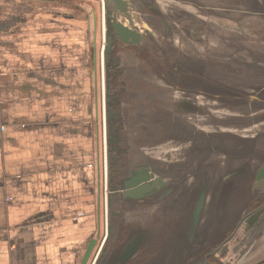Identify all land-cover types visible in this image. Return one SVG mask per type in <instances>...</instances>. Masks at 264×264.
<instances>
[{"label": "flooded vegetation", "instance_id": "1", "mask_svg": "<svg viewBox=\"0 0 264 264\" xmlns=\"http://www.w3.org/2000/svg\"><path fill=\"white\" fill-rule=\"evenodd\" d=\"M143 1L128 15L105 12L102 0L91 13L82 4L65 7L67 18L82 17L94 31L108 23L139 34L125 43L111 32L105 59L95 32L90 50L98 201L87 264H241L264 234V212L253 221L264 206V183L253 186L264 159L249 181L246 212L238 217L232 206L231 220L238 218L228 230L230 219L205 215L204 162L210 153L241 161L239 141L246 156L264 152V0ZM217 11L226 17L216 19ZM230 138L239 142L231 149Z\"/></svg>", "mask_w": 264, "mask_h": 264}, {"label": "crops", "instance_id": "2", "mask_svg": "<svg viewBox=\"0 0 264 264\" xmlns=\"http://www.w3.org/2000/svg\"><path fill=\"white\" fill-rule=\"evenodd\" d=\"M67 11L0 0V264H79L95 229V31Z\"/></svg>", "mask_w": 264, "mask_h": 264}, {"label": "rangeland", "instance_id": "3", "mask_svg": "<svg viewBox=\"0 0 264 264\" xmlns=\"http://www.w3.org/2000/svg\"><path fill=\"white\" fill-rule=\"evenodd\" d=\"M67 1H70L71 4L66 3L64 4V7L69 8V6L71 7L73 3L82 4L83 6H85L86 11L89 13H91L92 11V8H91L92 6L95 5L97 8L101 7V4H100L101 0H67ZM190 1L191 0H186L185 2L190 3ZM199 1L201 5H205V3L207 2V0H199ZM53 5L58 6L59 4H57L56 2H53ZM70 12L72 13V10H70ZM217 13L218 14H214L216 16V19H221V18L226 17L219 11H217ZM79 18L81 19L82 17H79ZM233 18H234V15H233ZM95 32H96V38H97V53L101 54L100 52L101 47L104 45V42L101 37V32H103V28H101L100 30V27H99L97 31ZM90 37L92 38V35ZM88 40H89V37H88ZM91 48L92 46L89 45L87 47V50L90 51ZM198 82L200 83V86H202L203 83H206V81L203 79L201 80L198 79ZM204 87H207V86L204 85ZM214 91L218 93H221V92L223 93L225 92L224 86L219 85L218 90L214 88ZM239 142L240 144L242 143V147L237 154L240 157L241 161H235L231 159L227 161L224 157H220L219 155L216 156L215 154L210 153L208 154L207 161L204 162V167L206 168L205 170H207V168L209 169V171H207L208 176H209L208 177L209 190H208V198H207V203H206L205 215L208 211H210L211 214L214 212L213 214L217 215L216 216L217 222L219 220L226 219V218H228V220L229 219L231 220L230 211L232 209V206L234 205H237L240 208L238 217H240L246 212V209L249 206V198L252 194L251 189L248 185L249 181L252 179L253 172L256 170V167L258 166L260 161L264 159V152H261V157H258V158L256 154H254L252 158L250 157V155L246 156L248 154V148L244 149L243 148L244 143L242 141H239ZM239 142H236L233 140V138H230V141L228 142V144H230L229 145L230 149L238 145ZM243 155L245 158L243 157ZM247 159L249 160L255 159V160L249 161ZM249 166L254 168L251 172H250V169H246ZM237 168L243 169V170L240 173H237L236 175L230 176L231 173ZM186 189H188V186L183 187L181 190L185 191ZM236 219L233 218V220L230 221L229 226H227L225 230L230 229V227H232L231 224Z\"/></svg>", "mask_w": 264, "mask_h": 264}, {"label": "water", "instance_id": "4", "mask_svg": "<svg viewBox=\"0 0 264 264\" xmlns=\"http://www.w3.org/2000/svg\"><path fill=\"white\" fill-rule=\"evenodd\" d=\"M105 6V12L107 10V8H109L110 10H115L116 12H121L122 14H129V12L135 11L136 8L138 7V4L140 2H144L143 0H102ZM145 3V2H144ZM129 11V12H128ZM111 32L114 33V35H116L121 41L125 42V43H129V39H132V41H135V37H139V34L135 31L132 30L126 26H123L122 24H117L115 26L114 30H110L108 27V23H105V27L103 29V34H104V50H103V57L106 59L108 53H109V49H110V41H111ZM114 39V38H113ZM260 183H264V164H262L259 167V171L256 175V178L253 182V186H257ZM201 202V203H200ZM204 199L199 201V206H198V210L195 211V217L193 218V225H198L199 223V219L202 213V209L204 206ZM264 212V206L263 209L259 210L257 215L255 216L254 220H257L259 218V216ZM94 240H92L90 242V244L88 245L83 258L81 260L80 264H87L88 260L91 256V253L93 251L94 248Z\"/></svg>", "mask_w": 264, "mask_h": 264}, {"label": "bare ground", "instance_id": "5", "mask_svg": "<svg viewBox=\"0 0 264 264\" xmlns=\"http://www.w3.org/2000/svg\"><path fill=\"white\" fill-rule=\"evenodd\" d=\"M121 20V19H120Z\"/></svg>", "mask_w": 264, "mask_h": 264}]
</instances>
